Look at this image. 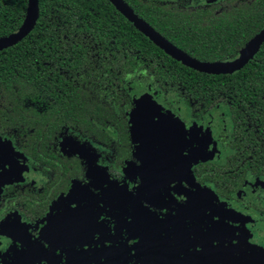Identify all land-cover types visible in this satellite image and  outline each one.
Instances as JSON below:
<instances>
[{
	"label": "flooded vegetation",
	"instance_id": "af4514ba",
	"mask_svg": "<svg viewBox=\"0 0 264 264\" xmlns=\"http://www.w3.org/2000/svg\"><path fill=\"white\" fill-rule=\"evenodd\" d=\"M124 1L203 61L234 59L264 27L248 40L225 38L244 45L209 59L179 44L203 47L195 27L212 38L215 23L227 18L229 32L230 18L248 14L245 4L256 0H148L155 7L144 14ZM127 20L173 60L235 83L209 85L205 103L199 85L162 81L146 63L141 72L131 69L123 115L118 104L106 116L93 114L85 101L78 115L54 110L58 102L49 95L37 109L48 116L32 125L0 120V264H264V84L236 83L260 61L264 43L241 68L205 72ZM177 28L196 38L179 37ZM143 94L177 127L168 124L174 138L150 149L148 163L136 154L140 133L131 116Z\"/></svg>",
	"mask_w": 264,
	"mask_h": 264
},
{
	"label": "trees",
	"instance_id": "16d2710c",
	"mask_svg": "<svg viewBox=\"0 0 264 264\" xmlns=\"http://www.w3.org/2000/svg\"><path fill=\"white\" fill-rule=\"evenodd\" d=\"M127 1L143 14L155 7L148 0ZM28 6L29 0H0V37L23 24ZM39 6L40 17L31 33L18 44L0 50V120L21 119L23 124L32 125L35 117L48 116L37 109L44 101L53 100L49 95L58 102L54 110L78 115L85 101L91 102L88 111L93 114L106 116L105 110L118 104L119 114L123 115V108L128 106L126 85L131 79V69L141 72L146 63L162 81L180 86L199 85V97L205 103L209 85L235 83L225 80L223 75L197 72L173 60L109 0H39ZM245 7L248 14L230 18L229 32L222 25L227 18L215 23L212 38L195 27L203 47L179 45L189 51L195 49L196 54L209 55V59L225 58L233 50L236 52L244 43L227 42L225 38L248 40L264 25V0L246 3ZM161 30L174 34L164 26ZM176 33L189 40L196 38L195 31L177 28ZM258 58L256 64L244 68L245 75L236 83L264 84V45ZM59 90L67 97L58 96ZM105 92L115 93L119 100L113 103Z\"/></svg>",
	"mask_w": 264,
	"mask_h": 264
},
{
	"label": "water",
	"instance_id": "95a60500",
	"mask_svg": "<svg viewBox=\"0 0 264 264\" xmlns=\"http://www.w3.org/2000/svg\"><path fill=\"white\" fill-rule=\"evenodd\" d=\"M116 8L131 20L139 30L147 34L154 42L166 50L167 53L174 56L192 68L200 71L226 73L243 67L259 51L264 43V27L246 44L241 52L234 59L226 61L209 62L198 60L164 39L156 30L140 18L135 11L124 0H109ZM39 0H29L27 16L23 24L10 34L0 37V50L17 44L26 37L35 27L39 18ZM200 159H202L200 157Z\"/></svg>",
	"mask_w": 264,
	"mask_h": 264
},
{
	"label": "rangeland",
	"instance_id": "374dc122",
	"mask_svg": "<svg viewBox=\"0 0 264 264\" xmlns=\"http://www.w3.org/2000/svg\"><path fill=\"white\" fill-rule=\"evenodd\" d=\"M155 104H157V102H155ZM160 111L158 104L156 106L154 105V101L151 99L150 95L143 94L138 98L136 109L131 115L134 116L135 125L140 133L135 137L136 154L144 163L150 161L152 157L150 149L153 150L157 143L160 145L161 142H163L161 145H164L169 143L171 138H174V136L171 138L169 137L171 136V132L168 126L172 124L166 119L168 116ZM172 127L174 126L172 125ZM174 128L177 129V127ZM179 134L180 129L177 131L175 137L178 138Z\"/></svg>",
	"mask_w": 264,
	"mask_h": 264
}]
</instances>
